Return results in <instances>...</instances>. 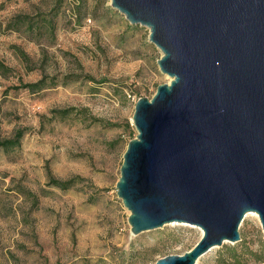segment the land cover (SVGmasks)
Here are the masks:
<instances>
[{"label": "rangeland", "instance_id": "obj_1", "mask_svg": "<svg viewBox=\"0 0 264 264\" xmlns=\"http://www.w3.org/2000/svg\"><path fill=\"white\" fill-rule=\"evenodd\" d=\"M148 35L109 0H0V63L9 69L0 72V140L28 129L19 148L0 149V264H155L199 242L198 228L184 224L133 236L116 195L135 103L170 82ZM42 78L56 84L11 90ZM66 109L40 130V117ZM48 172L79 180L64 191L48 185ZM239 232L240 243L196 263L264 264L259 221L245 217Z\"/></svg>", "mask_w": 264, "mask_h": 264}, {"label": "water", "instance_id": "obj_2", "mask_svg": "<svg viewBox=\"0 0 264 264\" xmlns=\"http://www.w3.org/2000/svg\"><path fill=\"white\" fill-rule=\"evenodd\" d=\"M109 1L148 30L170 79L134 106L115 187L131 234L200 229L193 249L155 264L240 243L248 213L264 235V0Z\"/></svg>", "mask_w": 264, "mask_h": 264}, {"label": "trees", "instance_id": "obj_3", "mask_svg": "<svg viewBox=\"0 0 264 264\" xmlns=\"http://www.w3.org/2000/svg\"><path fill=\"white\" fill-rule=\"evenodd\" d=\"M8 70H9L8 68H6L0 63L1 74L4 75L6 72H8ZM86 80L93 82V79L91 77H86ZM55 84L56 83L53 79L42 78L41 80L35 83L22 84V82H20V85L18 87H12L11 90L27 91L28 93L34 94V93H38L42 91L49 85H55ZM72 113H73V109L51 111L49 119H46L44 116L39 118L40 130L42 129L44 123H50V122L57 121V120H63L69 117ZM27 132H28V129H19L13 134L11 138L0 140V149L4 151H12L16 148H19L21 145V141L25 137ZM47 177H48L49 186H53V187L59 188L64 191L71 189L76 184V182L79 180V179H72L68 182L60 183L58 181H55L50 176L49 172H48Z\"/></svg>", "mask_w": 264, "mask_h": 264}, {"label": "bare ground", "instance_id": "obj_4", "mask_svg": "<svg viewBox=\"0 0 264 264\" xmlns=\"http://www.w3.org/2000/svg\"><path fill=\"white\" fill-rule=\"evenodd\" d=\"M248 216H253L254 218H256L258 220V217L255 213H248L245 217H248ZM198 230L200 231V229H198ZM201 234H202V232H201Z\"/></svg>", "mask_w": 264, "mask_h": 264}]
</instances>
